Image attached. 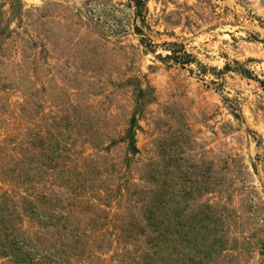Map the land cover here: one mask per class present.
Segmentation results:
<instances>
[{"label": "rangeland", "instance_id": "obj_1", "mask_svg": "<svg viewBox=\"0 0 264 264\" xmlns=\"http://www.w3.org/2000/svg\"><path fill=\"white\" fill-rule=\"evenodd\" d=\"M0 264H264V0H0Z\"/></svg>", "mask_w": 264, "mask_h": 264}]
</instances>
